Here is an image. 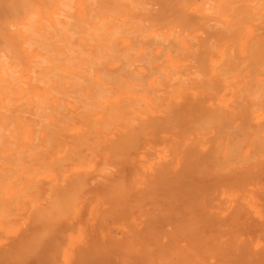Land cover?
Here are the masks:
<instances>
[{
    "label": "bare ground",
    "instance_id": "bare-ground-1",
    "mask_svg": "<svg viewBox=\"0 0 264 264\" xmlns=\"http://www.w3.org/2000/svg\"><path fill=\"white\" fill-rule=\"evenodd\" d=\"M0 264H264V0H0Z\"/></svg>",
    "mask_w": 264,
    "mask_h": 264
},
{
    "label": "rangeland",
    "instance_id": "rangeland-1",
    "mask_svg": "<svg viewBox=\"0 0 264 264\" xmlns=\"http://www.w3.org/2000/svg\"><path fill=\"white\" fill-rule=\"evenodd\" d=\"M197 2H198V1H197ZM16 206L19 207L18 205H16ZM13 207H14V206H13ZM13 207H12V208H13ZM17 207H16L15 209H18V210H19L20 207H19V208H17ZM13 211H14V210H13ZM15 211H17V210H15ZM12 214H13V216L15 215L13 212H12ZM12 214H11V215H12ZM11 215H10V216H11ZM10 218H11V217H10ZM13 218H16V217L14 216ZM8 219H9V218H8ZM8 219H7V220H8ZM11 219H12V218H11ZM11 219H10V223H9V221L6 220V221H5V224H6V225H11V223H12L11 221L14 220V219H12V220H11ZM15 220H16V219H15Z\"/></svg>",
    "mask_w": 264,
    "mask_h": 264
}]
</instances>
